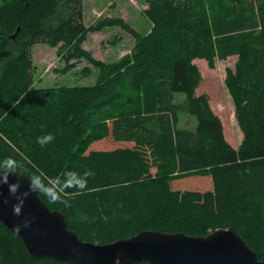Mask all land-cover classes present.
<instances>
[{
    "label": "trees",
    "instance_id": "1",
    "mask_svg": "<svg viewBox=\"0 0 264 264\" xmlns=\"http://www.w3.org/2000/svg\"><path fill=\"white\" fill-rule=\"evenodd\" d=\"M144 14L152 28L142 35L122 18L85 25L83 0H0V159L23 160L25 174L91 173L66 204L41 197L84 241L233 228L264 261V0H147ZM113 27L135 44L102 62L83 44ZM41 43L57 48L66 72L88 60L99 70L95 85L36 87L32 49ZM229 57H237L225 84L243 133L238 149L209 97L197 94L194 61L215 69ZM182 114L196 117L195 130L179 126ZM48 133L54 140L41 148L37 138ZM106 138L114 143L91 149ZM0 264L66 263L33 257L0 222Z\"/></svg>",
    "mask_w": 264,
    "mask_h": 264
},
{
    "label": "water",
    "instance_id": "2",
    "mask_svg": "<svg viewBox=\"0 0 264 264\" xmlns=\"http://www.w3.org/2000/svg\"><path fill=\"white\" fill-rule=\"evenodd\" d=\"M16 179L11 176L10 182ZM27 186L23 180L20 192ZM0 193V222L38 259L47 257L66 264H264L233 228L217 229L206 236L144 230L109 244L92 243L80 239L69 229L65 217L35 194L26 198L22 214L15 216L12 205L17 200L8 186L0 185ZM32 216L36 217L32 225L17 233L15 225Z\"/></svg>",
    "mask_w": 264,
    "mask_h": 264
},
{
    "label": "rangeland",
    "instance_id": "3",
    "mask_svg": "<svg viewBox=\"0 0 264 264\" xmlns=\"http://www.w3.org/2000/svg\"><path fill=\"white\" fill-rule=\"evenodd\" d=\"M145 6L147 0H83L84 23L89 26L105 17L122 18L133 29L144 35L152 28L151 20L144 14ZM133 44L135 41L127 31L113 27L90 33L83 46L97 60L113 63L129 54ZM32 56L33 80L36 87H84L93 86L97 82L99 70L86 59L73 61L75 66L66 72L65 60L58 55L57 48L43 43L37 44L32 49ZM236 62L237 57H229L225 61L217 60L215 69H210L206 60L199 59L194 63L202 74V82L197 94H205L209 97L213 111L223 123L226 140L238 149L243 140V133L236 119L233 99L225 84L227 69H234ZM85 68H89L90 73L83 72ZM184 100V94H176V103H183ZM179 126L195 130L196 117L182 114ZM111 140L106 138L99 141L91 149L101 150L105 146L107 148L108 144L114 143Z\"/></svg>",
    "mask_w": 264,
    "mask_h": 264
},
{
    "label": "clouds",
    "instance_id": "4",
    "mask_svg": "<svg viewBox=\"0 0 264 264\" xmlns=\"http://www.w3.org/2000/svg\"><path fill=\"white\" fill-rule=\"evenodd\" d=\"M54 140L51 133L37 138V143L44 148ZM25 163L23 160H18L15 157L7 156L0 159V185H7L11 196H14L17 203L12 205V211L15 216L22 214V209L26 198L35 194L37 198L43 197L44 201L49 205L58 203L66 204L64 199L65 194L69 189L84 190L87 187L89 172L81 173L79 171L67 170L59 178L49 177L42 170L36 169L28 174H25ZM17 177L15 182H10V177ZM28 183L27 189L20 192L22 181ZM2 194V193H0ZM4 203H8V199H4ZM36 219L32 216L30 219L25 218L22 224L15 225V231L19 233L22 228H29Z\"/></svg>",
    "mask_w": 264,
    "mask_h": 264
},
{
    "label": "crops",
    "instance_id": "5",
    "mask_svg": "<svg viewBox=\"0 0 264 264\" xmlns=\"http://www.w3.org/2000/svg\"><path fill=\"white\" fill-rule=\"evenodd\" d=\"M147 8V6H145V9ZM132 37V36H131ZM134 39V38H133ZM135 41V40H134ZM133 46H134V44H133ZM133 48V47H132ZM130 51H131V49H130ZM121 57V56H120ZM199 59H196L194 62L196 63L197 61H198Z\"/></svg>",
    "mask_w": 264,
    "mask_h": 264
}]
</instances>
